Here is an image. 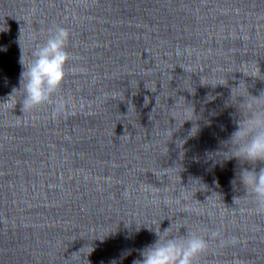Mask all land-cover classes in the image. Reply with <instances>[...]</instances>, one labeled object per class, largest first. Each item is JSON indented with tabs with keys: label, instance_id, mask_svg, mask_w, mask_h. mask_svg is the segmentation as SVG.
<instances>
[{
	"label": "clouds",
	"instance_id": "9594fccd",
	"mask_svg": "<svg viewBox=\"0 0 264 264\" xmlns=\"http://www.w3.org/2000/svg\"><path fill=\"white\" fill-rule=\"evenodd\" d=\"M2 30L6 29L0 27V31ZM70 39L71 33L68 28L60 25L50 27L47 30V38L43 42L35 43L31 48L27 63L20 43L22 71L20 73L19 88L13 89L7 102L12 100L15 106L17 103L21 104L23 114L33 113L47 107L50 110L49 118L53 120L73 111L76 108L73 98L70 95L63 94V86L67 76L70 72L77 70L69 68V61L75 59L68 50ZM3 50L6 51L7 49L4 48ZM241 72L245 76L264 80L260 70L252 73ZM201 84L211 83L201 82ZM18 92L20 98L16 102L14 98ZM240 97L243 98V102L238 100ZM5 103L0 104V106ZM226 106H235L238 109L239 119L234 120L237 127L229 139L221 142L222 149L226 150H221L215 155L220 158L221 162L231 159L238 161L236 175L231 183L234 189L237 185L242 186L244 195L234 197V204L237 205L239 201L243 200L251 205V208L248 209L251 214L264 217V166H261L264 165V89L259 91V95L254 96L248 91L245 82L241 81L237 87L232 88ZM171 112H178L183 117L180 125L188 120L193 121V127L189 135L196 134L199 130L196 121L202 117L195 114L192 105L186 104L184 99L181 98ZM167 131H170L172 136V130L168 129ZM178 143L182 144V141ZM197 183L192 182L190 187L180 185V188L171 195L167 192L157 194L153 203L169 209L173 206L180 207L183 212L189 214L212 216L214 215L213 212L207 211L205 213L204 209L188 203L190 199L189 192L192 186ZM214 194L218 193L213 192L204 203L194 199L195 193L191 198L198 204H206ZM124 195L127 196V192ZM212 207H215V205L213 204ZM165 219L169 218H162L157 225L147 227L154 232L156 239L143 249L137 250L139 256L132 261V264H200L201 258L208 253L213 243L221 248L235 246L238 243L235 236H226L220 227L192 229L183 224L174 227L175 221L173 219H169L171 221L169 227L161 230L160 224ZM139 227H137V230H139ZM182 228L186 229L184 234H181ZM83 249L80 253H73L71 258L66 261L71 262L77 255L81 258ZM131 251H124L121 254V260L131 255ZM84 261L89 264L87 259H84ZM111 264H119V262L113 260Z\"/></svg>",
	"mask_w": 264,
	"mask_h": 264
}]
</instances>
